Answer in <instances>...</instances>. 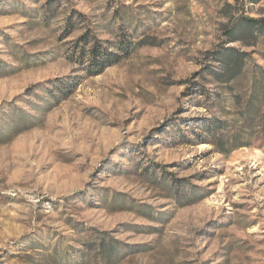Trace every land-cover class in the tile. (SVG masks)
<instances>
[{
    "label": "rangeland",
    "instance_id": "rangeland-1",
    "mask_svg": "<svg viewBox=\"0 0 264 264\" xmlns=\"http://www.w3.org/2000/svg\"><path fill=\"white\" fill-rule=\"evenodd\" d=\"M247 17L264 0H0V264H264ZM94 38L123 55L101 73Z\"/></svg>",
    "mask_w": 264,
    "mask_h": 264
},
{
    "label": "trees",
    "instance_id": "trees-1",
    "mask_svg": "<svg viewBox=\"0 0 264 264\" xmlns=\"http://www.w3.org/2000/svg\"><path fill=\"white\" fill-rule=\"evenodd\" d=\"M244 24L252 28L255 31H263L264 30V18H245ZM124 35L121 36L120 42H119V48L124 50V56L128 55L132 49L128 48L127 43V33H124ZM92 39V38H90ZM89 39V40H90ZM94 44L89 48V51L86 50V47L83 45H80V53L79 55L81 57L86 56V54H90V66L92 69H94V72L101 73L103 70H105L107 67L114 65L118 63L122 58L123 55L118 54L115 51H112L109 47L106 45H103L102 42L97 41L94 38ZM87 43V42H86ZM229 49L227 48L226 51L222 52V61L224 63V70L221 71L222 73H225L226 71H230L234 69V66L238 68L239 72L244 69L242 64V59L239 57L234 58L233 54L231 52H227ZM235 62V63H233ZM93 72V71H92ZM205 130L207 132L212 133V135L215 134V129H218L215 124L210 121L208 123H205L204 126ZM5 134V133H4ZM11 136V133H10ZM200 137L203 135L199 134ZM115 246L109 245L108 248H104V255L111 258V255L114 253L113 250H115Z\"/></svg>",
    "mask_w": 264,
    "mask_h": 264
}]
</instances>
